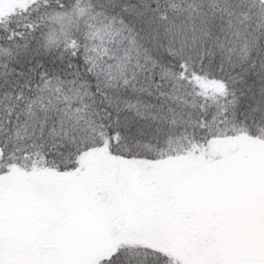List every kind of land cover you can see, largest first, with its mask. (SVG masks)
Listing matches in <instances>:
<instances>
[{"label": "snow or ice", "instance_id": "6c2138e0", "mask_svg": "<svg viewBox=\"0 0 264 264\" xmlns=\"http://www.w3.org/2000/svg\"><path fill=\"white\" fill-rule=\"evenodd\" d=\"M0 264H264V0H0Z\"/></svg>", "mask_w": 264, "mask_h": 264}]
</instances>
